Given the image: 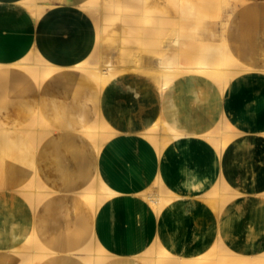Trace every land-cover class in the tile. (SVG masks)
Wrapping results in <instances>:
<instances>
[{"label":"crops","instance_id":"crops-1","mask_svg":"<svg viewBox=\"0 0 264 264\" xmlns=\"http://www.w3.org/2000/svg\"><path fill=\"white\" fill-rule=\"evenodd\" d=\"M54 4L56 10L48 9L42 19L50 24L42 25L45 45L51 42L42 53L47 59L57 58L62 63L58 56H48L54 49L58 50L59 38L72 37L76 28L73 21L78 22L76 31L81 38L87 22L91 25L92 21L87 15L79 16L81 13L76 12L74 3L56 0ZM119 20L115 30L106 31V39L112 41L105 44L106 59L115 66L122 64L119 39L123 29ZM241 23L250 27L251 36L264 47V0H240L230 21L227 36L232 52L240 60L246 58L248 51L237 39ZM37 38L36 30L0 27V64L25 57ZM72 51L69 44L63 50L68 56ZM78 51L80 55L84 53L81 46ZM10 74L9 71L7 76ZM53 82L46 98L34 92L25 96L21 92L0 96V264H26L12 250L21 248L36 222L30 202L17 191L31 170H38L40 178L58 194L71 197L74 190L90 181L101 163L111 172L119 169L117 154L127 160V167L134 171L135 177L148 185L155 172L152 147L139 139L161 117L187 137L185 142L170 143L158 165L164 184L175 197L156 219L149 209L140 210L138 200L129 196L124 201L114 198L110 205L115 204L114 218L108 215L111 207L106 206V214L101 218L96 215L92 223L86 221L85 206H79L78 210L73 204L61 206L58 196L52 203L42 202L37 216L43 241L47 248L60 252L42 264H76L73 257L61 256V251L71 253L78 242L76 238L92 231L107 248L119 253L110 264H142L128 250L147 248L155 236L169 251L183 257L202 254L219 239L239 254L264 252V72L239 74L224 92L206 77L182 75L162 94L137 72L118 74L100 92L98 105L103 119L133 140V145L116 149L114 154L106 147L103 159H94L93 146L78 134L82 123L79 113L89 117L95 114L90 87L82 85L77 97H69L61 83ZM25 100L35 109L47 104L48 112L44 116L46 128L51 132L38 148L25 131L35 120L27 112ZM223 115L236 130L243 132L232 138L219 154L202 135ZM221 181L236 195L219 213L204 196ZM51 225L57 230L46 234Z\"/></svg>","mask_w":264,"mask_h":264},{"label":"bare ground","instance_id":"bare-ground-1","mask_svg":"<svg viewBox=\"0 0 264 264\" xmlns=\"http://www.w3.org/2000/svg\"><path fill=\"white\" fill-rule=\"evenodd\" d=\"M46 1L48 0H0V27L27 28L31 31L36 30L38 34L36 44L25 57L10 64H0V96L18 92L25 96L34 92L46 98L47 89L54 79H57L55 83H61L65 87L66 95L68 94L69 97H77L82 85L90 87V99L96 108L95 114L89 117L79 113L78 117L82 123L78 134L93 146L94 159H103L106 147L114 154L116 149H126L133 145V140L127 135L120 134L103 119L98 105L100 92L108 81L118 74L137 72L148 78L155 86V90L162 94L174 80L188 74L206 77L224 92L232 85L236 76L247 71V68L242 69L240 66L243 59H238L232 52L228 37L221 42L212 40L216 34L211 31L208 21L214 13L208 5L199 3L197 0H131L129 5L125 0H115L116 6L118 5L116 13L108 12L107 15L105 6L108 0H80L81 3L78 5L80 9L98 17L97 19L94 16L97 35L93 36L97 40L99 52L103 54L92 55L89 59L81 61L78 51L79 37H61V44L71 45L72 54L68 56L54 49L48 56H58L62 63L50 62L46 59V54L42 53L44 46L47 48L51 46V42H46L45 45L46 37L43 36L45 31L42 30L44 28L42 25L50 24L43 22L42 19L46 17L49 6L55 10L57 6L51 1L50 3ZM170 3L176 4V10L179 11L177 16L157 7ZM123 4L128 7L118 8ZM130 12L134 13L131 15L138 17L139 23L133 36L129 34L126 38L122 32L119 39V55L122 64L115 66L106 59L103 49L106 43L112 42L106 39L107 25L104 20L115 21L129 15ZM244 33H246L245 29L243 38ZM254 50L255 54L264 58L263 46L260 45ZM254 58L255 56L252 59ZM253 70L264 72V67L251 68L248 71ZM9 71L11 74L7 76ZM6 76L7 80L3 83V78ZM81 93L84 94L85 91ZM260 93H263V90ZM23 103L27 112L35 116V120L27 126L25 131L38 148L51 132L49 128H46L48 127L47 118L44 116L48 112L45 109L47 104H43V108L38 105L35 109L29 100ZM242 132L236 130L223 115L220 121L202 137L221 154L228 142ZM185 139L187 137L175 130L163 117L140 134V143L149 144L153 153L155 172L148 185H145V181L138 176L135 177L134 171L127 167L129 166L127 160L117 154L115 160L118 162L119 169L111 172L101 163L90 181L74 190L75 194L71 197L58 194L40 178L38 170H31L28 173V179L17 188V191L30 202L36 215V222L21 248L14 249L12 252H15L18 259L26 264H42L48 257L60 253L49 246L46 247L37 216L39 205L46 200L52 203L56 196L59 197L61 206L73 204L76 210L79 206L87 207L85 215L87 223H92L96 215L99 218L105 215L106 206L109 207L114 203L112 199L123 198L121 201H124L127 196L130 197L129 199L138 200L140 210L149 209L153 218L156 219L175 197L173 191L163 182L162 173L158 170L159 161L163 160L164 151L170 143L185 142ZM235 195L232 189L221 181L205 194L204 199L211 202L220 213ZM114 205L108 208L111 219L114 218ZM56 230L57 227L51 225L45 233ZM76 239L78 242L75 243L71 253L61 251L63 254H60L63 257H70L69 259L73 257L76 264H110L119 254L107 248L101 237L93 231L89 235ZM128 251L142 264H264V252L258 255L239 254L227 247L220 239L206 252L193 257L173 254L156 236L147 248Z\"/></svg>","mask_w":264,"mask_h":264},{"label":"rangeland","instance_id":"rangeland-1","mask_svg":"<svg viewBox=\"0 0 264 264\" xmlns=\"http://www.w3.org/2000/svg\"><path fill=\"white\" fill-rule=\"evenodd\" d=\"M50 1L55 3L56 0L55 1L54 0H48L46 2L50 3ZM60 1H63V0H60ZM67 1L77 5L75 9H76V12L81 13V14H79V16L87 15L91 18V21H92L91 25L89 24V21L87 22L88 24H86L85 29H84V34L81 35V38H80V34L78 35V31H76L78 29L77 26H79V25H77L78 22L73 21V24L76 25V28L74 29V31H72L73 35L79 37V40H80V45L78 46V49L81 46V48L84 51V53L81 52V55H80L81 61H84L85 59H89L92 55H98V54L102 55L103 52L102 53L99 52L98 46H97L98 44L96 42L97 40L93 36V35H97L94 21L96 20V18L98 19V17L96 15H92L91 13L84 11L83 9H80V7L78 6L81 3L80 0H72V1L67 0ZM108 1L109 2L105 6L106 15L108 12L109 13H116V9H117L118 5L116 6L115 0H108ZM125 1H127L126 4H128V5L131 4L130 3L131 0H125ZM197 1L199 3L208 5L211 8L212 12L214 13L213 16L209 18L208 24L211 26V31L216 34L212 40H214L216 42H221V40L228 37L227 36L228 26L230 24V21H231L233 15H235V13H236V8L239 5L240 0H197ZM175 5L176 4L170 3L169 5H163V6H157V7L160 10L167 11L170 14H172V15L175 14L177 16L179 14V11L176 10ZM125 6H127V5L123 4L122 6H119L118 8H125ZM51 8L52 7L49 6L47 8V10L51 9ZM131 14H134V13L130 12L129 15L119 18L120 19L119 24L122 27V29H123L122 32L126 36V38L129 37V34H131V36H133V32H136V27L139 23L138 17L136 15H131ZM243 14H245V13H243ZM105 18H107V17H105ZM104 22H105V25H107V31L108 32L115 30V27L117 25L116 20L115 21L114 20H112V21L104 20ZM65 26H67V25L65 24ZM244 29L246 30V33H244L245 37L243 38V30ZM239 33H240V35L237 39L240 40L245 45V47L248 48L247 56L241 62V64H242V65H240L241 68L242 69L247 68V71H248L251 68H262V67H264V58L255 54L254 48H258L260 46V44L258 42H256L254 36H251L252 33L250 30V27L246 26V24H244V23H241L240 27H239ZM61 37L70 38V37H66L65 35H62ZM228 39H229V37H228ZM109 43H111V42H109ZM67 45H68V43L67 44H61V42L59 40L56 43V47L58 48L59 52H61V53H64L63 50L67 49ZM103 49L105 50L104 47H103ZM251 51H253L254 53H249ZM254 56H255V58L252 59ZM47 60L50 62L59 63L57 61V58L55 60L52 58L47 59ZM32 83H30V84H32Z\"/></svg>","mask_w":264,"mask_h":264}]
</instances>
